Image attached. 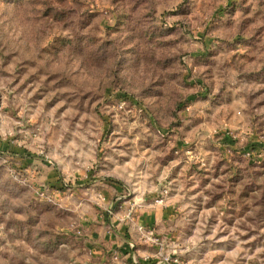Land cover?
I'll use <instances>...</instances> for the list:
<instances>
[{
    "label": "rangeland",
    "instance_id": "374dc122",
    "mask_svg": "<svg viewBox=\"0 0 264 264\" xmlns=\"http://www.w3.org/2000/svg\"><path fill=\"white\" fill-rule=\"evenodd\" d=\"M253 148L264 0H0V264H264Z\"/></svg>",
    "mask_w": 264,
    "mask_h": 264
},
{
    "label": "built area",
    "instance_id": "2783aa9c",
    "mask_svg": "<svg viewBox=\"0 0 264 264\" xmlns=\"http://www.w3.org/2000/svg\"><path fill=\"white\" fill-rule=\"evenodd\" d=\"M253 149L254 150L249 149L245 151L243 153V156L249 160H253V159L263 160L264 152L260 151V148L258 149L253 148ZM137 231L141 234H144L149 241L158 244L159 241L156 237H154V233L151 230H146L143 226H139L137 227ZM121 258H122L121 254L117 253L116 251L112 252L110 258V264H128L126 260H121ZM129 260H130V264H137L133 255L131 256V258H129Z\"/></svg>",
    "mask_w": 264,
    "mask_h": 264
},
{
    "label": "crops",
    "instance_id": "0c3cea01",
    "mask_svg": "<svg viewBox=\"0 0 264 264\" xmlns=\"http://www.w3.org/2000/svg\"><path fill=\"white\" fill-rule=\"evenodd\" d=\"M148 216H149V215H148ZM153 223L155 224V221H153V217H152V216H149V217H146V219L144 220V223H143V224H145L146 226H147V225H151V226H152ZM119 241H120V243L117 244L116 247H117V248H120V249H118V251H116V252L122 255L123 251H125V249H126V243H125V241H123V240H119ZM114 245H115V244H112V246H113L114 248H116ZM127 245H129V244L127 243ZM119 246H120V247H119ZM113 252H114V251H113ZM106 253H107V252H106ZM111 254H112V253H111ZM100 255H101V253H100Z\"/></svg>",
    "mask_w": 264,
    "mask_h": 264
}]
</instances>
